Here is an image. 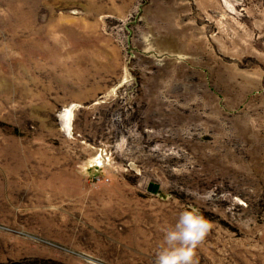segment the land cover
I'll return each mask as SVG.
<instances>
[{
	"label": "rangeland",
	"instance_id": "1",
	"mask_svg": "<svg viewBox=\"0 0 264 264\" xmlns=\"http://www.w3.org/2000/svg\"><path fill=\"white\" fill-rule=\"evenodd\" d=\"M188 209L264 264V0H0V264H155Z\"/></svg>",
	"mask_w": 264,
	"mask_h": 264
},
{
	"label": "clouds",
	"instance_id": "2",
	"mask_svg": "<svg viewBox=\"0 0 264 264\" xmlns=\"http://www.w3.org/2000/svg\"><path fill=\"white\" fill-rule=\"evenodd\" d=\"M212 228L199 209L182 211L174 225L164 230L163 246L156 254L155 264H197V248Z\"/></svg>",
	"mask_w": 264,
	"mask_h": 264
},
{
	"label": "bare ground",
	"instance_id": "3",
	"mask_svg": "<svg viewBox=\"0 0 264 264\" xmlns=\"http://www.w3.org/2000/svg\"><path fill=\"white\" fill-rule=\"evenodd\" d=\"M72 109L73 108H71V107L68 109L67 122H68V118H70L72 115ZM68 124H69V122H68Z\"/></svg>",
	"mask_w": 264,
	"mask_h": 264
}]
</instances>
